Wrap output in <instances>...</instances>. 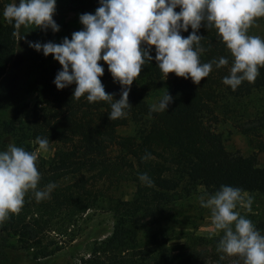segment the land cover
I'll return each mask as SVG.
<instances>
[{
    "label": "trees",
    "instance_id": "obj_1",
    "mask_svg": "<svg viewBox=\"0 0 264 264\" xmlns=\"http://www.w3.org/2000/svg\"><path fill=\"white\" fill-rule=\"evenodd\" d=\"M97 7L99 0H67L62 10L94 14ZM262 20L264 18H258L257 22ZM82 28L80 23V30ZM13 31L14 27L3 17L0 0V78L15 48ZM191 31L189 27L188 32L181 35L187 37ZM198 34L205 37L201 41L206 49L201 61L225 57L228 65L221 68L214 65L213 71L199 85L191 78L185 80L174 73L168 74L173 102L167 111L151 113V118L150 106L143 93L164 75L156 65L154 47L150 53L152 62L143 68L141 76L131 86L129 102L133 108L126 119L111 121L110 106L106 102L89 103L87 94L80 99L74 98L75 84L58 90L54 79L61 70L59 66L39 67L34 74V104L23 132L32 141L36 137H48L50 144L55 146L41 173V182L45 185L55 183L56 188L46 202L25 203L22 210L33 207L29 217L33 225L45 224L43 217L49 218L53 214L63 215L64 220L82 214L102 196V186L106 189L119 181H128L134 187L129 199L112 202L109 207L114 220L111 233L96 245L89 257L81 259V264H99L98 255L105 258L106 264H191L199 258L201 251L192 250L183 255L147 251L139 246V232L145 230L144 235L148 238L152 235L151 227L165 226L174 220L178 210L176 202L189 197L197 187L214 193L221 185H230L264 197V168L256 164V154L264 151V113L249 105L254 95L264 94V67L258 66L259 76L254 83L244 82L233 91L223 84L234 60L230 51L216 30L202 27ZM37 58L38 55L32 52L25 75L36 64ZM100 63L104 67L101 81L106 93L114 94V99L119 100L121 86L113 82L108 65L103 60ZM248 106L254 110L253 115L249 114ZM212 114L228 122L234 119V128L246 137L254 151L247 156L228 153L220 134L203 124V119ZM128 125L134 127L133 134L117 133L119 128ZM13 129L12 121L5 124L0 117V150H5ZM146 154L152 158L142 159ZM142 173L151 177L153 187L139 180ZM66 177L71 181L61 185L59 181ZM10 217L0 227V264L9 238H15L19 243L37 240L30 220L26 221L21 214H10ZM256 227L264 234V223ZM210 242L213 243L211 257L222 264L219 260L222 253L216 250L217 240Z\"/></svg>",
    "mask_w": 264,
    "mask_h": 264
},
{
    "label": "clouds",
    "instance_id": "obj_2",
    "mask_svg": "<svg viewBox=\"0 0 264 264\" xmlns=\"http://www.w3.org/2000/svg\"><path fill=\"white\" fill-rule=\"evenodd\" d=\"M56 9L57 0H19L18 5L12 0L4 7L3 17L14 27V36L59 63L61 70L54 79L58 90L75 84L74 98L87 94L89 103L106 102L111 121L128 117L133 108L129 102L131 86L152 62L153 47L164 80L174 73L199 85L214 65H228L225 57L201 61L206 51L201 44L205 37L198 34L202 27L216 30L234 58L230 75L223 78V84L233 91L244 82L254 83L259 76L258 66L264 67V39L248 34L250 28L258 26V18H264V0H99L94 14L79 15L83 28L73 32L71 39L64 37L60 43L28 41L26 36L33 31H60L54 19ZM189 27L191 33L182 36ZM101 60L108 65L113 82L121 86L119 100L105 91ZM172 102L173 97L166 91L158 103L150 106L149 118L153 112L167 111ZM33 143L38 145L37 151L14 143L0 150V227L8 222L10 214L21 213L29 194L40 202L49 199L56 188L55 183L40 186L43 177L38 171V154L50 149L49 138L36 137ZM151 158L147 154L142 157ZM138 178L146 186H154L147 173ZM198 200L202 208L210 211L213 227L223 233L216 246L217 252L223 254L220 260L228 256L242 264H264V234L240 211L251 212V194L239 187L221 185L219 190L205 193Z\"/></svg>",
    "mask_w": 264,
    "mask_h": 264
},
{
    "label": "rangeland",
    "instance_id": "obj_3",
    "mask_svg": "<svg viewBox=\"0 0 264 264\" xmlns=\"http://www.w3.org/2000/svg\"><path fill=\"white\" fill-rule=\"evenodd\" d=\"M65 1L67 0H57L56 15L54 16L60 31L58 33H53L50 29L46 33L39 30L33 31L26 36L28 41L60 43L64 37L71 39L72 33L80 30V13L78 10H62ZM11 2L12 0H1L3 9ZM16 3L18 5L19 0H16ZM257 24L258 26L249 29L248 34L264 39V20ZM23 34L21 31V35ZM27 46L28 44L24 40H20V37L16 36L11 60L0 78V117L5 124L10 121L14 124L13 131L11 130L9 133L10 137L5 150L9 143L24 147L28 151L38 150V145L34 144L23 132L30 120V112L34 104L32 79L39 67L49 65L61 67L51 55L45 57L42 52H37L32 48L28 50ZM32 52H35L38 58L36 64L25 75V68L32 58ZM23 82L25 84H22ZM169 90L170 77L168 76V79L164 80L163 75L143 93V98L146 104L151 106L153 103H158L166 91L169 93ZM249 102V105H254L256 109H260V113H264L263 93L254 95ZM247 110L250 115H253L254 110L251 106H248ZM232 122L236 125L234 119L228 122L220 119L219 116L214 117V114L203 119V124L220 134L223 146L228 153L247 156L254 149L246 137L236 131ZM133 132L132 125L117 130L119 135H129ZM262 136L264 138V132ZM54 149L55 146L50 144V149L47 152H39L38 171L40 173L46 169V163ZM256 164L258 167L264 168V151L256 154ZM70 181L71 178L66 177L59 183L65 185ZM40 186L43 188L45 184L41 182ZM101 189L102 196H99L92 206L82 214L74 215L70 219L64 220L63 215L58 217V214H53L49 218L43 217L45 224L33 225L29 219L33 207L30 206L29 210L27 208V210H22L20 214L24 215L26 221H31L29 222L37 233V240L19 243L15 238H9L5 244L2 264H81V259L89 257L96 245L110 235L114 222L109 208L112 202L115 199L127 200L134 191L132 182L128 181H119L114 185H109L106 189L102 186ZM205 193L212 194L202 187H197L189 197L177 201L176 218L165 226L151 227L152 235L148 238L144 235L146 234L145 230L140 231L137 237L139 246L147 251L169 252L177 255H183L192 250L201 251L199 258L191 264H218L211 257L213 243L210 240L216 239L218 244L223 233L213 227L210 211L200 206L198 197ZM251 196L254 199L251 212L245 209H240V211L255 225H262L264 223V197L252 194ZM48 200L50 198L40 202ZM26 202L39 203L31 194L26 197ZM198 238H204V240ZM98 257L99 264L102 262L106 264L103 256L98 255ZM220 261L222 264H242L237 258L228 256ZM178 264H184V262Z\"/></svg>",
    "mask_w": 264,
    "mask_h": 264
}]
</instances>
